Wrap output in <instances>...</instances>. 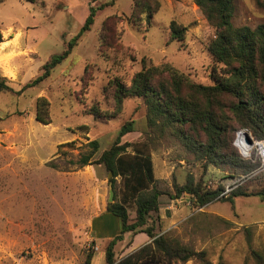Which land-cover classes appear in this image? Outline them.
<instances>
[{
	"label": "rangeland",
	"instance_id": "obj_1",
	"mask_svg": "<svg viewBox=\"0 0 264 264\" xmlns=\"http://www.w3.org/2000/svg\"><path fill=\"white\" fill-rule=\"evenodd\" d=\"M114 1L113 7L97 13L90 30L79 37L71 54L47 80L20 95L0 92V264H99L110 241L107 238L119 234V220L105 211L111 176L102 165L79 168L75 164L94 140L99 150L92 160H97L126 122L134 121L133 131L124 135L121 143L140 144L149 133L145 106L136 98H126L115 117L98 119L90 114L92 107L114 112L113 91L108 85L112 79L129 87L144 66L168 64L193 83H213L208 45L214 30L192 0H158L160 9L148 31H138L127 23L134 0ZM232 2L235 27L255 29L264 24V8L255 0ZM88 5L89 0L1 3L0 32L3 38L15 41L10 42L11 48L0 52V81L20 91L39 76L42 65L52 55L60 54L77 35L88 15ZM109 17H115L122 33L117 45L106 50L100 46V31ZM172 21L187 28L180 42H169ZM6 69L12 71L13 78ZM41 97L49 104L47 124L35 119L36 101ZM236 147L243 159L255 158L260 163L248 177H241L242 190L262 191L264 159L260 150L254 147L245 157ZM150 155L156 187L165 193L172 192L173 183L185 184L189 175L204 190L224 188L223 195L239 181L231 179L226 169L186 164L179 159L182 148L168 139H163ZM116 184L118 200L122 191L119 177ZM127 211L132 222L134 205L130 203ZM160 213L164 215L162 220ZM152 219L155 234L167 235L195 252L204 251L211 264H257L252 251L264 260V200L260 197L236 198L233 206L214 200L198 207L189 195L175 200L164 195ZM245 228H251L250 247ZM134 237L127 233L115 245L116 261L129 252ZM145 237L141 234L136 238L137 250ZM151 264L200 263H167L156 257Z\"/></svg>",
	"mask_w": 264,
	"mask_h": 264
},
{
	"label": "trees",
	"instance_id": "obj_2",
	"mask_svg": "<svg viewBox=\"0 0 264 264\" xmlns=\"http://www.w3.org/2000/svg\"><path fill=\"white\" fill-rule=\"evenodd\" d=\"M6 0H0V4ZM33 3L34 0H26ZM100 0H89L88 15L77 35L70 39L65 49L52 55L41 68V74L26 84L20 91H14L0 81V92L20 95L25 89L37 86L47 80L52 71L70 54L77 40L92 27L98 12L113 7L114 0L93 4ZM214 30V37L208 45L213 60L212 85L191 82L183 73L168 64L144 66L131 79L127 87L118 79L109 82L113 91L115 110L101 112L92 107L89 111L95 118L115 117L122 111L126 98H136L145 106L148 134L140 144L121 143V138L132 132L134 121L126 122L113 144L102 152L97 160H92L99 150L98 141H90L88 151L80 154L75 162L79 168L92 164L102 165L111 173L109 184L114 191L112 203L106 205V213L120 222L119 234L113 237L104 250L105 264H151L156 257L167 263H186L196 260L200 264H211L204 251L195 252L181 245L167 235L154 233L152 215L159 211V199L164 195L172 200L183 195L194 199L198 207L214 201H227L233 206L236 198L257 196L264 200V189L257 193L242 190L241 177L247 176L260 167L257 159H243L233 142L239 130H247L253 140L264 142V24L255 29L235 27L232 23V0H192ZM264 8V0H255ZM158 0H134L127 23L138 31H148L153 16L159 11ZM115 17L105 19L100 31V46L113 49L122 33ZM186 27L172 21L169 25V42L184 39ZM3 37L0 32V44ZM49 104L45 98H38L35 105V119L47 124ZM163 139L177 143L183 151L186 164H199L201 168L226 169L231 179L239 180L224 194V188L204 190L188 176L183 185H172V192H163L156 187L151 151ZM62 146V145H61ZM128 149L132 150L128 152ZM59 153V152H58ZM187 155V156H186ZM53 169L56 165L49 163ZM120 178L122 191L116 196V178ZM246 177V178H247ZM222 194V196H221ZM133 204L135 218L131 222L127 206ZM145 234L151 242L118 261L114 258V247L123 240L125 234ZM245 239L250 247L251 228H245ZM257 264H264L262 256L252 251ZM91 256L88 257V261ZM218 264H223L219 262Z\"/></svg>",
	"mask_w": 264,
	"mask_h": 264
},
{
	"label": "crops",
	"instance_id": "obj_3",
	"mask_svg": "<svg viewBox=\"0 0 264 264\" xmlns=\"http://www.w3.org/2000/svg\"><path fill=\"white\" fill-rule=\"evenodd\" d=\"M4 37V36H3ZM11 41H15V38H12V39H10V38H3V42L0 44V52H5L6 50H8L9 48H11L12 47V44H10V42ZM6 70H8L13 76H14V74L12 73V71L10 70V69H6ZM13 76H9L10 78H13ZM106 215H107V213H106ZM103 218H105V217H103ZM164 218V215L163 214H161L160 213V219L162 220ZM141 235V233L140 234H137V235H135V237H134V241H133V245L132 246H130V248H129V252H127L126 254H124V256H120L119 257V259H121V258H124V257H126L127 255H129V254H131V253H133V252H135V251H137V249H138V247L136 248V245H135V243L137 242V240H136V238L138 237V236H140ZM116 236V235H115ZM114 236V237H115ZM125 238V240L127 239V236H124ZM113 237H108L107 238V240L109 241V240H111ZM106 240V241H107ZM140 242H142L143 244V246L144 245H146V244H148V243H150V239L148 238V237H145L144 239H141L140 240ZM141 245V246H142ZM100 262H103V264H104V253L101 255V257H100ZM118 259V260H119ZM117 260V261H118ZM100 262H99V264H100Z\"/></svg>",
	"mask_w": 264,
	"mask_h": 264
},
{
	"label": "bare ground",
	"instance_id": "obj_4",
	"mask_svg": "<svg viewBox=\"0 0 264 264\" xmlns=\"http://www.w3.org/2000/svg\"><path fill=\"white\" fill-rule=\"evenodd\" d=\"M6 74L8 76H13L8 70H6ZM237 138H235L234 145L237 146L238 149L241 151V154L243 156H248L250 154V151L255 147H257L261 152V157L264 159V143L257 142L252 140V144H247L245 141L244 132H238V135L236 134ZM236 147V148H237ZM256 148V149H257ZM257 149V150H258Z\"/></svg>",
	"mask_w": 264,
	"mask_h": 264
},
{
	"label": "water",
	"instance_id": "obj_5",
	"mask_svg": "<svg viewBox=\"0 0 264 264\" xmlns=\"http://www.w3.org/2000/svg\"><path fill=\"white\" fill-rule=\"evenodd\" d=\"M244 132V136H245V141L247 144H252V137L250 136V134L246 131V130H240ZM111 176V173H109V177ZM113 202V190L112 187L110 185V190H109V199H108V203H112Z\"/></svg>",
	"mask_w": 264,
	"mask_h": 264
},
{
	"label": "built area",
	"instance_id": "obj_6",
	"mask_svg": "<svg viewBox=\"0 0 264 264\" xmlns=\"http://www.w3.org/2000/svg\"><path fill=\"white\" fill-rule=\"evenodd\" d=\"M97 250V248H95Z\"/></svg>",
	"mask_w": 264,
	"mask_h": 264
}]
</instances>
